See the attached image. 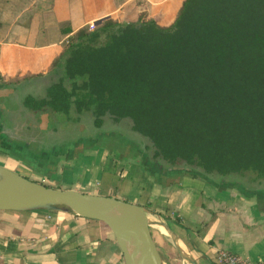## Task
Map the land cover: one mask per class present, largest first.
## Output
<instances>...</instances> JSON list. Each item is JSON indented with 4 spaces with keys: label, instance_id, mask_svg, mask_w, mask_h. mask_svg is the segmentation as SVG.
<instances>
[{
    "label": "crops",
    "instance_id": "obj_1",
    "mask_svg": "<svg viewBox=\"0 0 264 264\" xmlns=\"http://www.w3.org/2000/svg\"><path fill=\"white\" fill-rule=\"evenodd\" d=\"M183 1L0 0V165L53 188L144 207L165 264H216L221 249L264 264L263 179L206 178L150 162L138 145L115 144L119 133L102 134L103 125L90 141L29 151V117L41 115L46 129L50 114L29 111L23 99L45 96L52 82L45 78L69 38L91 24L135 22L141 14L169 26ZM111 235L103 223L68 212L0 211V264H124Z\"/></svg>",
    "mask_w": 264,
    "mask_h": 264
},
{
    "label": "trees",
    "instance_id": "obj_2",
    "mask_svg": "<svg viewBox=\"0 0 264 264\" xmlns=\"http://www.w3.org/2000/svg\"><path fill=\"white\" fill-rule=\"evenodd\" d=\"M240 1L184 0L169 26L141 14L81 29L45 97L23 105L66 119L72 106L91 111L96 128L129 119L150 162L264 180V0Z\"/></svg>",
    "mask_w": 264,
    "mask_h": 264
},
{
    "label": "water",
    "instance_id": "obj_3",
    "mask_svg": "<svg viewBox=\"0 0 264 264\" xmlns=\"http://www.w3.org/2000/svg\"><path fill=\"white\" fill-rule=\"evenodd\" d=\"M34 210L68 212L103 223L124 264H164L144 207L113 196L53 188L0 165V211Z\"/></svg>",
    "mask_w": 264,
    "mask_h": 264
},
{
    "label": "rangeland",
    "instance_id": "obj_4",
    "mask_svg": "<svg viewBox=\"0 0 264 264\" xmlns=\"http://www.w3.org/2000/svg\"><path fill=\"white\" fill-rule=\"evenodd\" d=\"M238 7H243V3H241L240 0H234ZM55 76L52 75V73H49L48 76L45 78L49 81H52L50 84H52ZM19 90H15L14 94L19 93ZM46 95V94H45ZM15 96V95H14ZM45 97V96H44ZM25 99V97H24ZM23 99V101H24ZM17 105V104H16ZM39 114L42 112H38ZM49 119H48V126L46 129H41L40 125L42 123V116L38 115L37 119H35L33 116L29 117L32 125L26 130L29 131V142H31V146L29 148V151L33 153H37L40 149L45 151H51L53 149V146H55V149L57 151H60V148H64L66 146H69L73 139H85L90 141L92 137L95 135V138L97 136V131L94 126V118L91 111H86L82 113H77L74 106L70 108L69 116L68 118H64L61 114L53 113L51 111H48ZM108 118V119H107ZM110 118L108 116L104 117V123L103 128L105 131L102 132V134L106 133H119L118 135H115L114 137L120 136L122 142L120 144L116 143L117 145H122L123 143L127 142L134 145H139L140 148L144 149H151V142L146 137H143L137 133H133V131L129 130V119H124V122L120 123V129L117 131H114L115 128L118 125L113 124V122H107ZM28 124V122H27ZM15 127H18V125H14ZM23 126V124H22ZM110 128V129H109ZM109 129L110 131H108ZM11 133L17 134L16 131L11 129ZM113 137V138H114ZM118 139V138H117ZM26 144V143H24ZM150 220L152 218L150 217ZM151 222V221H150ZM164 262V261H163ZM165 264V262H164Z\"/></svg>",
    "mask_w": 264,
    "mask_h": 264
},
{
    "label": "built area",
    "instance_id": "obj_5",
    "mask_svg": "<svg viewBox=\"0 0 264 264\" xmlns=\"http://www.w3.org/2000/svg\"><path fill=\"white\" fill-rule=\"evenodd\" d=\"M95 25L91 24L88 27L89 31L94 30ZM216 264H261L258 261H253L248 258H244L236 253H233L231 251L221 249L218 251L216 258H215Z\"/></svg>",
    "mask_w": 264,
    "mask_h": 264
},
{
    "label": "bare ground",
    "instance_id": "obj_6",
    "mask_svg": "<svg viewBox=\"0 0 264 264\" xmlns=\"http://www.w3.org/2000/svg\"><path fill=\"white\" fill-rule=\"evenodd\" d=\"M156 227V229H158V230H161V231H164V229L162 228V227H160V226H158V225H155Z\"/></svg>",
    "mask_w": 264,
    "mask_h": 264
}]
</instances>
